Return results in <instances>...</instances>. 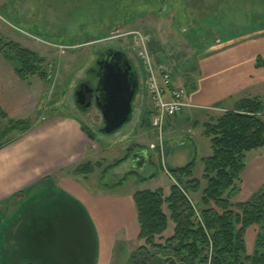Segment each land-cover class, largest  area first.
<instances>
[{"label":"rangeland","instance_id":"obj_1","mask_svg":"<svg viewBox=\"0 0 264 264\" xmlns=\"http://www.w3.org/2000/svg\"><path fill=\"white\" fill-rule=\"evenodd\" d=\"M260 28H264V0H0V52L4 53L8 47L5 44L11 42L44 59L42 69L47 73L46 77L36 74L28 78L29 82L25 80L42 94L43 101L33 113L34 120L61 114L79 117L95 135L89 154L91 162L99 163L93 174L96 180L108 184L121 182L123 190L134 192L159 187L168 190L173 179L166 169L185 166L195 155L196 145L198 157L196 154L193 176L200 178V158L211 154V146L208 138L200 136L194 138L195 143L185 140L181 147L169 148V152L165 146L163 157L157 151H151L146 166L134 170L133 153L156 143L141 70L133 117L114 134L101 132L104 123L98 108L93 105L83 112L74 102V88L80 81L96 83L91 69L97 68L99 52L108 47L130 50L129 40L116 35L142 29L151 35L153 47L163 49L165 63L177 64L180 72L185 69L190 73L193 67L190 58L200 47L223 45L241 32ZM130 56L134 62L135 56ZM184 61L188 64L182 67ZM0 63L8 65L15 76L12 78L17 82L21 80L14 72V64L1 54ZM3 76L6 81H11L10 75L3 73ZM25 81L21 80L22 83ZM186 119L187 116L182 118L181 124L185 125ZM171 143L178 144V141ZM120 159L124 160L114 166ZM246 165L235 190L227 195L232 203L249 200L264 185V147L248 152ZM152 174L154 177L147 179ZM205 185L203 181L202 186ZM191 198L198 205L201 193ZM164 211L169 214L166 206ZM3 219L0 213V264H88L81 258H90L94 249L97 253V240L92 239L90 244L75 230L64 232L63 221L57 224L60 237L49 239L39 231L37 222L43 220L39 216L35 219L30 215L20 217L6 230H3ZM173 227L174 224L169 222L160 242L172 235ZM257 230L258 226L253 225L244 233L247 255L253 254ZM139 244L128 236L117 242L115 251L118 253L113 264H141L146 255L134 254ZM88 246L92 250L82 254ZM146 264H169V261L164 251L157 258L148 256Z\"/></svg>","mask_w":264,"mask_h":264},{"label":"crops","instance_id":"obj_2","mask_svg":"<svg viewBox=\"0 0 264 264\" xmlns=\"http://www.w3.org/2000/svg\"><path fill=\"white\" fill-rule=\"evenodd\" d=\"M153 49L156 60L165 63L163 49ZM190 60L193 65L190 73L185 69L180 72L177 64H168L173 86L186 88L183 109L164 122L168 152L169 148L181 147L185 140L195 143L198 136L205 137L203 125L232 109L239 100L258 98L264 104V28L241 32L223 45L200 47ZM186 64L184 61L182 67ZM3 73L14 76L6 63H0L1 108L12 119L33 122L31 129L0 149L3 230L20 217L39 216L43 218L37 222L39 231L50 239L60 237L57 224L63 221L64 232L72 229L83 241L87 239L90 244L92 239L98 241L97 253L94 249L90 258H81L82 262L113 264L117 242L128 236L140 243L134 190H123L121 182L108 184L96 180L95 171L88 175L74 174L79 164L92 159L89 154L92 141L84 133L79 117L61 114L34 120L33 113L43 101L41 91L32 89L26 81L17 82L15 76L6 81ZM182 110L187 115L180 114ZM185 116L184 125L181 120ZM175 141L178 144L171 143ZM195 147L192 159L196 160L198 147ZM145 150L148 162L151 151ZM153 177L152 174L147 179ZM168 185V190L159 187L166 196L171 186ZM88 249L89 246L83 249L82 254L86 255Z\"/></svg>","mask_w":264,"mask_h":264},{"label":"trees","instance_id":"obj_3","mask_svg":"<svg viewBox=\"0 0 264 264\" xmlns=\"http://www.w3.org/2000/svg\"><path fill=\"white\" fill-rule=\"evenodd\" d=\"M5 45L7 49L0 54L14 64V72L21 80L36 74L46 77L44 59L37 53L17 43ZM32 126L28 119L10 118L0 106V149ZM82 129L89 139L95 140L88 127L82 124ZM203 134L209 139L212 152L200 159V178L193 176V158L185 166L167 169L173 179L167 196L161 188L133 194L140 242L134 254L146 255L141 264H146L148 256L157 258L164 251L169 264H264V185L244 202L232 203L227 196L241 180L246 154L264 147L263 102L258 98L239 100L232 109L206 122ZM123 160L113 165L118 166ZM98 166L91 161L81 163L74 174L88 175ZM199 192L197 205L191 196ZM169 222L174 224L173 233L160 242ZM253 225L258 230L253 254L247 255L244 233Z\"/></svg>","mask_w":264,"mask_h":264},{"label":"water","instance_id":"obj_4","mask_svg":"<svg viewBox=\"0 0 264 264\" xmlns=\"http://www.w3.org/2000/svg\"><path fill=\"white\" fill-rule=\"evenodd\" d=\"M96 70L98 83L92 88L89 81L83 82L74 92V102L80 111L94 106L99 109L104 123L101 132L111 135L119 131L133 117V103L139 90L135 68L119 49H105L99 53ZM133 167L142 169L148 158L146 150L132 156ZM32 264V263H24Z\"/></svg>","mask_w":264,"mask_h":264},{"label":"built area","instance_id":"obj_5","mask_svg":"<svg viewBox=\"0 0 264 264\" xmlns=\"http://www.w3.org/2000/svg\"><path fill=\"white\" fill-rule=\"evenodd\" d=\"M116 37H126L130 50L135 56V65L145 77V87L150 100V123L156 131L157 141L151 150L164 154L163 125L167 117L175 115L184 106L185 90L172 86L170 68L157 62L150 50L151 35L142 29L120 33Z\"/></svg>","mask_w":264,"mask_h":264},{"label":"flooded vegetation","instance_id":"obj_6","mask_svg":"<svg viewBox=\"0 0 264 264\" xmlns=\"http://www.w3.org/2000/svg\"><path fill=\"white\" fill-rule=\"evenodd\" d=\"M98 58H99V55H98V57H97V59H96V64H97V60H98ZM99 68V66H98V64H97V68H94V69H91V73H93L94 75H95V77H96V83L95 84H93L91 81H89V80H84V81H80L76 86H75V88H74V92H75V90L80 86V84H82L83 82H86V81H89L90 83H91V86H92V88H96V86H97V83H98V76H97V74H96V70ZM93 105H94V103H93ZM92 105V106H93ZM91 106V107H92Z\"/></svg>","mask_w":264,"mask_h":264}]
</instances>
